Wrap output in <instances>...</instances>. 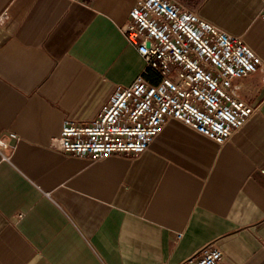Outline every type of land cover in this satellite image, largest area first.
<instances>
[{"label":"crops","instance_id":"obj_1","mask_svg":"<svg viewBox=\"0 0 264 264\" xmlns=\"http://www.w3.org/2000/svg\"><path fill=\"white\" fill-rule=\"evenodd\" d=\"M180 1L260 57L256 112L223 145L169 119L139 156L89 161L55 142L141 72L135 0H0V264H187L212 243L264 264L263 0Z\"/></svg>","mask_w":264,"mask_h":264},{"label":"built area","instance_id":"obj_2","mask_svg":"<svg viewBox=\"0 0 264 264\" xmlns=\"http://www.w3.org/2000/svg\"><path fill=\"white\" fill-rule=\"evenodd\" d=\"M260 16L264 19V0ZM121 30L143 68L130 85L117 88L92 122L63 121L55 142L63 154L89 161L137 157L169 119L223 145L256 112L255 87L247 82L262 62L241 36L221 30L180 0H135ZM7 139L0 138V156L9 161ZM222 258L212 243L186 263L218 264Z\"/></svg>","mask_w":264,"mask_h":264}]
</instances>
